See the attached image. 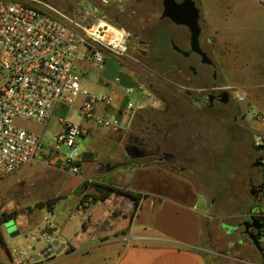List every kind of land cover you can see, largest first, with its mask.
<instances>
[{
  "label": "crops",
  "instance_id": "1",
  "mask_svg": "<svg viewBox=\"0 0 264 264\" xmlns=\"http://www.w3.org/2000/svg\"><path fill=\"white\" fill-rule=\"evenodd\" d=\"M199 2L208 35L214 40L215 49L223 55L225 74L230 87L235 89L238 96L243 97L242 103L246 104V108L256 112L258 117H264V6L258 4L257 0ZM92 67L83 63L78 65L82 85L93 97L112 98L111 107L96 106L97 114L116 118L117 114L122 113L123 118L121 117L119 123L125 126L135 110L153 105L155 100L148 92H145V95L137 93L139 83L127 67L121 64L122 73L134 86H120L119 78V81L107 90L101 86V78H95L93 75ZM95 85L102 88L97 91ZM126 88L137 91L132 96L136 107L128 115L124 113L125 109L122 111L115 108L120 99H123L126 105L127 99L123 94ZM135 93L142 100H136ZM82 101L78 99L63 117L61 113H64V108L54 110L53 115L60 116L56 125L57 131L54 133L59 131L60 122L64 119L78 125L85 132L80 139H89L83 152H91L94 158L90 162H83L86 164L84 173L77 167V175L55 167H44L42 160L48 159L50 155H43L41 159L26 164L18 171L25 177L23 182L31 180L33 194H26L24 190L20 197L24 201L27 196L30 198L23 206L32 208L34 217L31 225L27 222L25 230L31 233L28 237H34L31 239L35 243L31 246L29 241L25 244L23 241L16 243L15 240V249L23 251L24 254L32 252L37 257L62 256L56 264H76L75 255L68 252L67 248L71 245L77 246L75 253L78 252V246L84 242L78 241L79 234L85 235L91 228L88 226L89 228L83 230L84 225L104 223L114 210L123 208L121 217L122 223H127L123 227H128V242L122 245L115 243L112 247L102 249L101 252L110 256L102 258L99 264H264V259L261 263H255L253 254L251 257L250 252L246 251L254 249L251 243L250 246L242 241L241 245L224 235L227 229L222 231L223 229L219 228V222L223 219L212 217L208 209L199 211L197 199L200 194L186 179L155 167L128 166L105 173L93 167L98 163L105 165L116 161L111 153L115 134L83 119L79 114ZM154 107L158 108L159 104L155 102ZM73 114L80 120H72ZM254 123L255 133L264 137V122L255 120ZM49 126L48 121L43 126L44 130ZM38 136L42 138L41 135ZM109 158H113V162H107ZM54 160L59 162L60 158L56 157ZM94 184L143 195L132 220L130 213L135 205L129 197L112 192L104 202L97 201L95 198L98 194ZM250 199L254 203L255 199ZM64 201L68 203L64 205L63 212H58V216L54 209L63 206ZM252 208L253 205L245 215H248ZM41 209H45L51 216L47 222L39 218ZM125 214L128 216L125 217ZM18 215H15L16 219ZM15 217L9 215L7 220L0 224V228L7 233L4 225L14 220L16 231L21 232L23 227L20 228ZM48 230L51 231L50 235L45 234Z\"/></svg>",
  "mask_w": 264,
  "mask_h": 264
},
{
  "label": "flooded vegetation",
  "instance_id": "2",
  "mask_svg": "<svg viewBox=\"0 0 264 264\" xmlns=\"http://www.w3.org/2000/svg\"><path fill=\"white\" fill-rule=\"evenodd\" d=\"M174 1L181 4L184 0ZM191 1L199 10V47L208 62H202V57L191 50L187 27L161 18L163 0H126L127 9L138 7L147 15L158 14V22L175 29L166 28L167 36H163L165 25L153 29L149 16L142 25L134 19L128 21L134 22L138 30L129 33V42L135 41V56L118 60L133 72L139 87L155 101L135 110L127 125L114 132L111 153L116 161L105 165L119 163L118 169L146 166L169 171L201 193L221 163L233 164L236 160L259 173L264 157V148L260 147L264 144H255L258 135L250 128L249 109L243 111L242 102L237 101L236 91L229 85L223 55L217 53L214 40L208 35L199 0ZM156 31L159 39H155ZM155 102L158 108L154 107ZM247 136H251L252 144L247 143ZM99 165L103 164L93 167L98 169ZM257 175L247 179L249 197L252 193L257 195L254 190L258 191L261 185ZM238 230L241 233L244 229Z\"/></svg>",
  "mask_w": 264,
  "mask_h": 264
},
{
  "label": "built area",
  "instance_id": "3",
  "mask_svg": "<svg viewBox=\"0 0 264 264\" xmlns=\"http://www.w3.org/2000/svg\"><path fill=\"white\" fill-rule=\"evenodd\" d=\"M257 2L264 6V0ZM128 42L129 32L111 23L86 0L77 3L71 16L44 0H0V182L43 156L41 137L19 126V121L44 126L55 109H70L82 99L79 114L83 119L112 132L119 129L121 123L115 116L96 113L97 105L111 107L112 98L91 96L81 83L78 65L98 67L109 57L123 58ZM137 91L145 95L140 87ZM134 92L133 88L124 90L126 115L136 107ZM236 99L243 102L240 95ZM258 120L264 122L261 116ZM84 134L78 125L62 120L50 143V157L42 164L53 167L60 149L73 151ZM255 144H264V137L258 135ZM62 158L57 168L77 175V163ZM247 216L260 224L264 251V187ZM17 259L11 264H24L23 259Z\"/></svg>",
  "mask_w": 264,
  "mask_h": 264
},
{
  "label": "rangeland",
  "instance_id": "4",
  "mask_svg": "<svg viewBox=\"0 0 264 264\" xmlns=\"http://www.w3.org/2000/svg\"><path fill=\"white\" fill-rule=\"evenodd\" d=\"M48 2L51 6L56 8L57 10L65 13L67 16H71L75 12V8L77 7V3L80 0H44ZM89 5L94 7H100L103 4V1L101 0H86ZM107 4L105 5H116V9L118 10V23L124 24L125 29L131 34L133 31L134 33H138V30L135 29V24L132 22V24H129L128 21H131L134 19L135 22H137L138 25H142L144 23L145 17H148L152 19L153 21V29H158L165 25L163 30H161V35L167 36L166 28L175 29L173 26L166 25V23H160L158 22V14H152L147 15L143 13L141 10L138 9V7H132L130 9L126 8V0H106ZM100 9V8H99ZM126 9L128 12H126ZM101 12V11H100ZM103 14V13H102ZM105 15V14H104ZM106 16V15H105ZM132 18V19H131ZM204 22V19H203ZM205 24V22H204ZM167 26V27H166ZM124 28V27H123ZM157 33V31H156ZM157 36L160 37V34L157 33ZM179 36V34H178ZM180 38V37H179ZM135 41L130 40L128 43V50L127 55L123 57V59H130L131 57H134L135 53ZM218 53V51H217ZM121 63L118 59L109 57L105 64H102L98 67H92V72L95 78H101L102 80V87L107 90L111 88L115 83V78H120V86L122 87H129L134 86V83L129 80L121 70ZM105 84V85H104ZM102 87L96 86L95 89L98 91ZM136 91V90H135ZM137 93H135L136 100H142L141 98H138ZM234 95L238 96L237 92L234 93ZM241 96V95H240ZM243 107V111H245V105L244 103H241ZM125 101L120 99L118 101V104L116 105V109L120 108L122 111L125 109ZM64 113H61V117H63L65 114L68 113L69 108H64L62 110ZM253 114L254 112L252 110L248 111V121L250 123L251 130L255 131V123L253 121ZM73 114L72 120H80L78 116H74ZM260 116V115H259ZM262 116V115H261ZM59 115H53L48 120L50 123V126L44 130L43 126L34 122L30 121H19L18 124L22 128L37 134L41 135L43 131H45L44 135L41 138L42 142V155H49L51 151V144H50V138L52 135H54L57 131L56 125H58V118ZM122 113L117 114L116 118L118 121H121ZM123 118V117H122ZM264 118V117H263ZM254 138V135H253ZM89 140V139H88ZM88 140L83 141L82 139L78 138L76 140V147L72 151L70 149H67L65 147H62L58 153V157L65 159H70L72 162H75L77 164H80V170L82 173L86 171V164L81 162V155L85 148H87ZM247 143L252 144L251 136H247ZM113 156V155H112ZM42 157V156H41ZM114 157V156H113ZM63 159V158H62ZM39 160V159H38ZM113 158H109L107 162H113ZM231 162V161H230ZM225 164L221 163L220 170L217 171V173L214 174L210 184L208 187L202 189L200 196L198 197V209L199 211H208L210 212V215L212 217H215L217 219H223L221 222H219V228L223 229L222 231H225L224 229H227L226 232H224V235L227 237H230V239H234L236 243L242 245V241L249 244L250 242L246 237L243 235V231L241 230V233L239 232L238 228H242V224L248 219L246 214V211L248 208L253 205L252 199H250L247 191H246V183L247 179L250 177H254L257 175V171L255 169H248L247 166H243V164L237 163L236 160H234L233 164ZM44 167H48L45 166ZM59 167V164H55L53 168ZM44 169V168H43ZM259 180L260 184L264 185V165L260 168V172L256 176ZM29 178V177H28ZM31 178V177H30ZM25 177L23 178V173H19L18 171L12 174L11 176L5 178L3 181L0 182V219L2 218V214L14 216L16 214H19L16 219V223L20 225V228L23 227L22 231H19V234L17 237H10V234L16 231V228L11 227L14 225V220L9 221L4 225V228L11 227L10 230L6 233L5 230L1 227L0 228V264H11L12 260H16L17 258L23 259L24 264H56L60 261V258L62 256L54 255L49 257L40 255L39 257L35 256L32 252H29L28 254H24L20 252L19 250L15 249L14 244L15 240L16 243H20L23 241V243L26 244L27 241H29V245H33L35 242L28 237L31 233L26 231L28 224H32L31 221L33 219L32 215V208H25L23 205H26L28 200L30 199L28 196L26 200H22V197H20L23 194V191L25 190L26 194L31 193V180H28L27 182H23ZM24 184H23V183ZM28 192V193H27ZM33 194V192H32ZM63 206L55 207L54 212L58 215L59 211H64L65 206L68 201L62 202ZM139 205V204H138ZM138 206H135L134 210L130 213V220H132L135 212L137 211ZM40 214V220L47 222L49 218H51L50 214L46 212L45 209H41ZM123 208H119L114 210V212L111 213V217H107L103 222H97L94 224H85L83 227V230H86L90 226V230L83 235L82 233L79 234L78 241H84L82 245L78 246V252L75 253V246H69L67 248L68 252H73L75 255V259L77 260L76 264H99L102 261V258L110 256V254H107L101 252L102 249L112 247L115 245V243H120V245L125 244L128 242L127 236H128V227H123L125 223H122V217L123 216ZM26 214V215H24ZM207 214V213H205ZM59 216V215H58ZM128 215L125 214V217ZM5 217V216H3ZM25 217L27 219H25ZM35 220H37L35 218ZM117 221V222H114ZM119 221V222H118ZM26 222V224H25ZM28 222V224H27ZM21 223V224H20ZM25 224V225H23ZM127 224V223H126ZM125 224V225H126ZM47 227V226H45ZM218 228V225H217ZM46 229V228H45ZM50 230L48 232H45V234L50 235ZM4 235V236H3ZM27 235L26 239L25 236ZM84 238H87L86 240H83ZM8 243V246H7ZM23 243L21 245L23 246ZM20 245V244H19ZM250 245V244H249ZM252 245V244H251ZM250 245V246H251ZM9 248V249H8ZM249 251V255L253 254V261L255 263H261L263 258L260 253H258L256 250H246ZM18 260V259H17ZM15 264V262H14Z\"/></svg>",
  "mask_w": 264,
  "mask_h": 264
},
{
  "label": "water",
  "instance_id": "5",
  "mask_svg": "<svg viewBox=\"0 0 264 264\" xmlns=\"http://www.w3.org/2000/svg\"><path fill=\"white\" fill-rule=\"evenodd\" d=\"M161 18H167L172 23L178 26H185L188 28L190 33V43L191 50L202 57V62H208L206 54L199 47V36L201 29L199 26V10L195 7V4L191 0H184L181 4H177L174 0H163V12ZM264 147H260L263 149ZM94 158V155L91 152H83L81 155V162H90ZM137 158V157H132ZM260 167L264 165V157H262ZM121 165L116 163L114 165H99L98 171L101 173L110 172L116 170ZM77 167H80V164H77ZM264 185L261 184L258 191L254 190L257 194L263 191ZM257 195L252 193V197L255 199ZM248 217V216H247ZM11 227L15 228V225ZM11 227H7L6 231L8 232ZM243 235L248 239L252 244L253 248L262 255L264 259V251L260 246V224L258 220L248 217V220L242 224ZM19 234L18 231H14L10 234V237L13 238Z\"/></svg>",
  "mask_w": 264,
  "mask_h": 264
},
{
  "label": "trees",
  "instance_id": "6",
  "mask_svg": "<svg viewBox=\"0 0 264 264\" xmlns=\"http://www.w3.org/2000/svg\"><path fill=\"white\" fill-rule=\"evenodd\" d=\"M99 8H100L101 13L105 14L106 18L111 23L117 25L118 27H122V28L124 27L125 28L124 24L118 23V10L116 9V5L102 4V6H100ZM155 37H156L155 39H159V36L156 35ZM93 186H94V188L98 194L97 197L95 198V200L100 201V202H104L105 200H107L112 192H116L117 194H119L121 196L123 195V196L131 198L134 201L135 206H138V204L142 198V195L134 194V193L127 192L124 190H120V189H116V188L111 187V186H105V185H100V184H94ZM3 216H5V217H3ZM3 216L0 219V224L3 221L7 220V218L9 217V215L7 216L5 214H3Z\"/></svg>",
  "mask_w": 264,
  "mask_h": 264
}]
</instances>
